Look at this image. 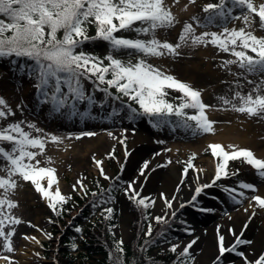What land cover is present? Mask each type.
Wrapping results in <instances>:
<instances>
[{"label": "snow or ice", "instance_id": "obj_1", "mask_svg": "<svg viewBox=\"0 0 264 264\" xmlns=\"http://www.w3.org/2000/svg\"><path fill=\"white\" fill-rule=\"evenodd\" d=\"M177 3L178 0H0V60L9 61L16 65V71L26 74L34 82L38 103L58 116L95 119L97 117L93 110L96 105L101 109L110 106V113H106L109 119L132 121L146 117L154 128L170 125L190 131L193 135L216 131L214 125L217 121L210 117L209 109H231L246 117L264 120V0H209L202 6V15L193 14L183 21L177 39L173 42L158 37L157 30L169 29L179 23L173 11V5ZM195 3L196 0H188L183 10ZM237 21L241 22L240 26ZM89 25H94L91 35L88 32ZM118 30H130L135 35H121ZM97 39L107 43L105 55L85 50V42ZM209 45L215 47L217 52L228 54L214 56L212 59L218 60L217 66L232 77L231 80L222 81L228 85L227 92L218 96L219 102L216 104L203 100V89L178 78L162 64L151 63L148 59L178 57L182 55V48L194 49ZM84 81L91 82V92L86 89ZM246 85L247 91H244ZM113 88L115 91H112ZM171 90H178L180 95L175 99L168 98ZM97 91L103 94L99 99ZM15 109L23 113L24 101L16 104ZM15 109L0 95V160L4 161L0 163V238L3 248L0 264H18L11 253L17 251L13 237L17 232L15 225L22 220L13 212L19 206L13 194L20 183L31 182L57 215L71 199L59 186L53 157L46 154L48 142L59 145L66 138L79 139L96 135L93 131L56 134L39 127L36 120H9L10 116H15ZM122 131L127 132V129L123 128ZM109 135L112 133L109 132ZM120 141L123 144L125 137L121 136ZM208 148L216 158L214 173L206 183H201L197 177L194 186L190 185V197L180 198V206L191 203L196 207L197 194L207 185L213 184L220 177L235 175L239 169L229 171L231 160L242 158L264 177V157L258 156L252 148L235 143L225 146L220 142H211ZM112 154L106 153L109 156ZM196 155L192 152L187 158L181 169V180L190 168L196 170L192 159ZM93 159L100 168V174L113 179L104 172L101 160L95 159V156ZM148 167L149 161L144 160L140 173H144ZM72 187L84 189L86 186L83 179H79ZM112 187L111 184L107 190L101 187L99 192L93 189L94 201L98 196L101 205L110 202L113 199ZM180 187L177 184L176 192L171 195L159 193L165 211L152 216L153 220L167 225L169 220L166 217L175 218L173 202L177 199ZM222 187L237 202L249 199V207L253 211L256 206L264 208V194L257 191V184L238 180L236 184H224ZM246 190H252L255 194L249 197ZM123 192L137 206L145 209L156 200L151 194L142 195L139 192L135 178L128 181ZM93 206H96L95 203ZM203 210L214 211L207 208ZM100 211L106 219H110L114 209L109 206L102 207ZM111 228L109 225V231ZM77 231L82 229L78 227ZM163 231L162 228L157 235ZM184 231L194 230L185 227ZM229 231H232L231 226ZM151 232L152 223L149 222L143 234L145 241L138 245L141 252L145 250ZM45 235L50 238L52 233L46 232ZM27 239L37 238L28 236ZM217 241L219 254L210 264H220L222 255L227 251L237 253L242 258V264H264V250L254 258H249L245 251L238 249L237 245L241 243H253L250 239L245 241L240 235H235L225 245L224 236L218 231ZM193 243L190 240L180 246L185 257L184 264L195 260L190 253ZM114 245L116 253H119L114 255L109 251L114 264H136L135 257L131 261L124 259L122 239L114 241ZM167 246L173 252L178 250L175 242ZM77 247V244H72V248ZM144 259L148 260L147 257ZM148 264H151L150 260Z\"/></svg>", "mask_w": 264, "mask_h": 264}, {"label": "rangeland", "instance_id": "obj_2", "mask_svg": "<svg viewBox=\"0 0 264 264\" xmlns=\"http://www.w3.org/2000/svg\"><path fill=\"white\" fill-rule=\"evenodd\" d=\"M207 2L209 0H196L195 4H190L187 10H183V6L188 3V0H178V3L173 5V11L176 13L179 23L169 29H158L157 36L168 38L174 42L177 39L183 21L193 14L202 15V6ZM236 23L238 26L241 24L240 21ZM118 34L135 35L130 30L122 32L118 30ZM141 36L144 37V34H141ZM84 48L86 51H94L99 55H105L107 43L87 41L84 44ZM181 52L182 55L178 57H149L148 59L151 63L162 64L178 78L190 81L193 85L203 89L202 98L206 103H218V96L226 94L228 88V85L222 81L231 80L232 77L223 68L218 67V60L212 59V57L227 56L228 54L217 52L216 48L211 45L194 49L182 48ZM134 58L135 53H133ZM15 69L16 65L10 64L7 60H0V95H3L14 109L16 104L20 103L21 100L24 101V112L22 113L19 109H15V116H10L9 120L17 118L32 119L39 122L40 125L38 126L46 131L48 129L49 131H62L61 128L63 126L52 129L46 120L47 117L51 120L50 117L57 116L58 120L66 118L68 122H73L72 128L64 126L63 135L70 131H93L96 133V135L91 137L66 138L65 141L68 148L63 151L65 157L63 159H59V157L56 161L53 160V166L57 169L59 183L63 184L62 192L70 195V200L74 198L75 194L84 193L93 188V179L100 177V168L96 165L93 156H95V159L101 160V167L108 177L113 178L116 173H120L125 182L124 187L128 181L135 178L136 188L142 195L151 194V196L156 197L154 204L149 206L151 218L154 215L163 214L165 211L162 199L163 204L160 208H157V192L163 186L166 174L169 173L174 176L172 174L174 172L171 170L173 166H176L179 171V173L177 172V175H179L177 176V184L181 185L180 189L188 184V176L193 169L190 168L184 174L183 180L180 177L181 169L192 152L197 153L192 158L196 167L199 165L206 167L209 160L216 162V158L212 156L208 148L211 142H220L225 146L229 143L248 146L258 156L264 157V120L258 117L249 118L231 109H209L210 117L217 121L214 125L216 131L214 133H197L195 135L190 131L173 128L170 125H165L159 129L154 128L146 117L132 121L127 119H109L106 113H110V106H105L101 109L99 105H96L93 110L94 115L97 117L95 119L87 117L82 119L79 116L67 118L52 114L47 108L40 105L35 97L34 82L26 74L19 73ZM253 78L255 79V77ZM84 83L86 89L91 92V82L84 81ZM247 87L246 85L244 91H247ZM102 95L99 91L96 92L98 99ZM179 95L178 90H171L168 98L175 99ZM91 124L94 126L98 125V127H94ZM102 124L107 126H101ZM232 126L237 127V133L230 134L228 129ZM123 128H126L127 132H123ZM109 132L117 133L116 143L112 147L98 140V137L109 135ZM222 134V141H217ZM234 135H237V137L238 135L242 136V141L240 143L236 142ZM121 136L130 137L125 146L120 141ZM137 137L142 139L138 140ZM96 140H98V143H95ZM87 146L93 149L84 157H81ZM51 147L54 148L55 144L49 141L46 145L47 155ZM162 149H167V151H162ZM79 151L81 152L79 153ZM125 151H127V155H125ZM108 152L113 154L111 156L106 155ZM40 158L43 163V157L41 156ZM152 159L155 161L149 165L144 173H140L139 169L143 161L148 160L150 164ZM0 163H4V161L0 160ZM211 169L213 171L208 174L207 180L214 173V169ZM235 169H239L238 172H235V175L220 177L216 182L207 185L201 193L197 194L196 207H193L191 203L188 205L193 209L190 207L185 209V204L180 206L183 208L181 211L183 214H181L183 216L182 220L187 222L188 225L186 227L194 231H184L183 234L171 242L177 243V252H182L181 245L186 244L190 240L194 241L191 245L190 253L195 257V260L189 261V264H210L214 257L219 254L218 231L224 236L225 245L230 243L235 235H240L242 240L245 241L252 240L253 243L251 244L241 243L237 245L238 249L245 251L249 258H254L261 250H264V208L256 206L253 211L249 207V199L244 198L241 202H237L230 198L222 187L224 184L233 185L238 180H244L257 184V191L260 193V190L264 188V177H261L257 170L243 161L242 158L230 161L229 171H235ZM103 177L105 180H110L105 176ZM79 179H83L86 187L84 189L79 187L73 189L72 185L77 183ZM207 180L200 182L206 183ZM174 190L176 192V185ZM246 191H248L249 197L255 194L252 190ZM13 198L19 201V206L13 212L21 217L22 220L20 224L15 225L17 232L13 237V241L17 251L11 253V255L15 257L18 264H59L58 256L61 252L59 238L61 232L65 229L64 224L55 221L52 216L53 211L46 199L35 190L31 182L20 183L13 194ZM113 204L117 215L114 235L117 239H122L124 243H128L133 237L131 227L133 216L130 198L123 192V189L116 195ZM180 207L175 209V212ZM205 208L214 209V211H204L203 209ZM238 212L243 214L241 219L234 218ZM77 213L74 212L73 215ZM49 217L52 218L51 221ZM249 217L251 218L249 219ZM68 221L71 222L72 220L68 219ZM210 221L211 223L208 225L207 222ZM246 221L247 224L245 225ZM229 226H231L232 231H229ZM242 228L243 231H240ZM46 232L52 233V236L49 238L45 235ZM28 236H34L37 239L29 240L27 239ZM167 245L165 244L152 255L156 253L157 255H163L168 249ZM2 251V238H0V252ZM37 252L40 253L39 256L36 255ZM233 262L234 264H242V258L237 253L227 251L222 255L220 264H233Z\"/></svg>", "mask_w": 264, "mask_h": 264}, {"label": "trees", "instance_id": "obj_3", "mask_svg": "<svg viewBox=\"0 0 264 264\" xmlns=\"http://www.w3.org/2000/svg\"><path fill=\"white\" fill-rule=\"evenodd\" d=\"M89 35L94 32V25L88 27ZM90 41H103L102 39L90 40ZM105 42V41H103ZM112 91H115L113 88ZM124 99L125 97H121ZM118 104V102H117ZM101 175V174H100ZM103 176L96 177L93 179L94 189L99 192L100 188L103 187L105 190L108 189L111 184V196L113 199L103 205L99 203V197L93 199V189H90L87 194H78L73 200L67 201L63 209L60 210V214L53 212V218L56 222L64 224L65 229L61 232V252L58 256L59 264H114L113 259L109 257V251H112L114 255H119L115 251L114 241L117 239L114 235V227L117 222L116 210L114 209L113 200L116 195L123 189L124 180L121 176L115 175L111 180H103ZM99 181V184H97ZM95 203V207L93 206ZM131 213L133 220L131 223L133 237L130 242L124 243L123 248L125 252L123 254L124 259L131 261L135 257L136 264H184L185 257L183 254L171 255L169 251L166 255L152 256V251L161 244L170 241L177 237L180 230L177 229L179 222H174L173 218L169 220L167 225H162L156 221L152 224V232L149 234L148 243L145 246V250L141 252L138 245L143 244L145 241L144 232L147 230V225L151 222L149 214V207L146 209L137 206V204L130 199ZM113 207L114 212L110 219H106L100 209ZM77 210V215L72 217L74 211ZM94 217V220L92 219ZM71 219V222L67 220ZM109 225L112 226L109 231ZM178 226V225H177ZM81 228L82 231H77V228ZM164 229L161 235H157L161 229ZM58 231V230H57ZM78 245L77 248H72V244ZM147 257L148 260H145Z\"/></svg>", "mask_w": 264, "mask_h": 264}, {"label": "bare ground", "instance_id": "obj_4", "mask_svg": "<svg viewBox=\"0 0 264 264\" xmlns=\"http://www.w3.org/2000/svg\"><path fill=\"white\" fill-rule=\"evenodd\" d=\"M50 119L51 120H49L48 117L46 118V120H47L50 128L55 129V128L59 127V126H63L61 128L62 131H51V132H55L56 134H62L63 135L64 134L63 133L64 132V129H63L64 126L66 128H72V126H73V122H68L66 120V118H63L61 120H58L57 116H55V117L53 116V117H50ZM86 122H88V121H86ZM37 124L40 125L39 122H37ZM92 126H94V125H92ZM96 126L98 127V125H95L94 127H96ZM101 126L106 127L107 125L102 124ZM236 130H237V127L236 126H232V127H230L228 129V131L230 132V134L237 133ZM48 131H49V129H48ZM111 133H112V135H105V136L98 137V140L101 141V142H103L105 145H108V146H111V147L114 146L115 143H116V140H117V133L116 132H111ZM222 136H223V134L219 136V139H217V141H222V139H221ZM137 139L139 140L140 138L137 137ZM211 139L214 140L213 138H211ZM234 139H235L236 142L240 143L242 141V136L238 135V137H237V135H234ZM98 140H96L95 143H98ZM55 147H57V148H55ZM55 147L54 148L51 147L49 149V151H48L49 154L48 155H51L53 157V160L54 161H56L59 157H60L59 159H63V157H65L64 156L65 153H63V151L68 148L67 142L64 141L63 143H61L59 145L55 144ZM91 149H93V148L90 147V146H87V149L85 150V152L82 153L83 155H81V157H84L86 154H88V152ZM80 152L81 151H79V153ZM263 154H264V150H263ZM83 159H85V158H83ZM153 161H155V160L152 159L150 161V164L149 165H151ZM214 165H215V162L212 161V160H209L208 165L206 167L199 165V166L196 167V170H193L189 174V176H188V178H189L188 184L187 185H184L183 188L180 189L179 194L177 196V199L174 200V202H173L175 208H177V206H179V200H180V198L187 199V197L190 194V191L192 190L191 187H190V185L194 186V182H195V179L197 177L199 178L200 181L207 180L208 174H210V172L213 171L211 168L214 169ZM177 169L178 168L176 166H173L171 168V170L174 172V173H172L174 176L170 175L169 173L165 175V177H164L165 179H164V182H163L164 184H163L162 187H160L158 189V192H157L158 193L157 208H160L161 205L163 204L162 203V200H161V198L159 196V193L160 192H164V193H166L168 195H171L172 193L175 192L174 188H175V185H177V181H178V177L177 176H179V175H177V172L179 173V171ZM200 169H202V171H199ZM59 186H60V188H63V184L62 183H59ZM260 194H264V188L260 190ZM242 216H243L242 212H238L234 216V218L235 219H241ZM226 217H229V216H226ZM213 228H215V227L213 226Z\"/></svg>", "mask_w": 264, "mask_h": 264}]
</instances>
